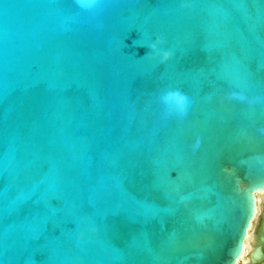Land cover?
<instances>
[{
  "label": "water",
  "instance_id": "1",
  "mask_svg": "<svg viewBox=\"0 0 264 264\" xmlns=\"http://www.w3.org/2000/svg\"><path fill=\"white\" fill-rule=\"evenodd\" d=\"M262 189L264 0H0V264H237Z\"/></svg>",
  "mask_w": 264,
  "mask_h": 264
},
{
  "label": "flooded vegetation",
  "instance_id": "2",
  "mask_svg": "<svg viewBox=\"0 0 264 264\" xmlns=\"http://www.w3.org/2000/svg\"><path fill=\"white\" fill-rule=\"evenodd\" d=\"M260 196L257 212L244 241V251L237 264H264V191Z\"/></svg>",
  "mask_w": 264,
  "mask_h": 264
},
{
  "label": "clouds",
  "instance_id": "3",
  "mask_svg": "<svg viewBox=\"0 0 264 264\" xmlns=\"http://www.w3.org/2000/svg\"><path fill=\"white\" fill-rule=\"evenodd\" d=\"M101 3V0H76V4L83 10L90 11L96 8ZM163 43V39L159 36H156L148 43H136V40H133V46L145 47L148 51L145 53L143 57H149L155 59L159 56L163 57V60H167L170 58V53L161 52L160 45ZM140 57V58H143ZM161 99L167 104L170 102H175L176 106L179 108H183L185 103V98L182 97L179 93L176 92H168L161 97Z\"/></svg>",
  "mask_w": 264,
  "mask_h": 264
},
{
  "label": "bare ground",
  "instance_id": "4",
  "mask_svg": "<svg viewBox=\"0 0 264 264\" xmlns=\"http://www.w3.org/2000/svg\"><path fill=\"white\" fill-rule=\"evenodd\" d=\"M264 191V189H262V190H260L259 192H257V193H255V196H256V198H255V201H256V208H255V213H254V216H255V214H256V212H257V207H258V203H260V200H261V196H260V193L261 192H263ZM254 218V217H253ZM243 251H244V246H243ZM242 255V254H241Z\"/></svg>",
  "mask_w": 264,
  "mask_h": 264
},
{
  "label": "snow or ice",
  "instance_id": "5",
  "mask_svg": "<svg viewBox=\"0 0 264 264\" xmlns=\"http://www.w3.org/2000/svg\"><path fill=\"white\" fill-rule=\"evenodd\" d=\"M160 51H161V52H163V51H164V49H163V48H160Z\"/></svg>",
  "mask_w": 264,
  "mask_h": 264
}]
</instances>
